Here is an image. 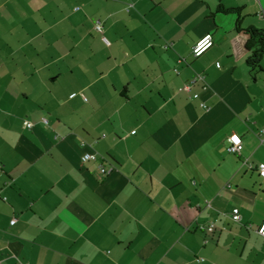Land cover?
I'll return each mask as SVG.
<instances>
[{
  "label": "crops",
  "instance_id": "0c3cea01",
  "mask_svg": "<svg viewBox=\"0 0 264 264\" xmlns=\"http://www.w3.org/2000/svg\"><path fill=\"white\" fill-rule=\"evenodd\" d=\"M104 1L102 35L0 0V264H264V71L216 11L264 30V0Z\"/></svg>",
  "mask_w": 264,
  "mask_h": 264
},
{
  "label": "built area",
  "instance_id": "2783aa9c",
  "mask_svg": "<svg viewBox=\"0 0 264 264\" xmlns=\"http://www.w3.org/2000/svg\"><path fill=\"white\" fill-rule=\"evenodd\" d=\"M102 22L100 20L95 21L94 23V29L98 33H102ZM102 41L104 44L109 45V42L107 41L106 38H102ZM213 38L211 34H206L203 37H201L192 47L191 53L193 57L199 58L201 57L204 53H206L212 46H213ZM203 76H197L194 77L190 80L188 84L185 85L184 90L189 91L193 85L197 83L199 80H203ZM196 98V96H194ZM204 107V106H203ZM44 124H47L46 120L42 121ZM24 126L27 129H31L33 125L31 123L25 122ZM242 150V143L241 139L238 135L233 134L228 138V147L227 151L229 154L239 156ZM81 163L86 164L89 162H95L99 163L98 164V171L102 176H106L111 169L107 168L104 166V161L101 159H98L95 155L91 154H83L80 159ZM257 171L259 176L261 177L262 180H264V164H260L257 166ZM230 220L233 223H239L241 220V215L239 212L238 208H233L231 209L230 212ZM15 223V220L11 221V225ZM214 225L209 224L207 227L203 228V231H205L207 234H212L214 232ZM257 234L261 237L264 238V221H262L261 225L257 229Z\"/></svg>",
  "mask_w": 264,
  "mask_h": 264
},
{
  "label": "trees",
  "instance_id": "16d2710c",
  "mask_svg": "<svg viewBox=\"0 0 264 264\" xmlns=\"http://www.w3.org/2000/svg\"><path fill=\"white\" fill-rule=\"evenodd\" d=\"M217 13L223 15H234L235 31L243 33L246 37L245 50L247 51L246 66L251 72H262L261 60L264 57V30H258L255 28L241 27V18L239 17V9L225 8L222 4H219L216 8Z\"/></svg>",
  "mask_w": 264,
  "mask_h": 264
},
{
  "label": "rangeland",
  "instance_id": "374dc122",
  "mask_svg": "<svg viewBox=\"0 0 264 264\" xmlns=\"http://www.w3.org/2000/svg\"><path fill=\"white\" fill-rule=\"evenodd\" d=\"M125 5L126 7H124V10L125 8H127V6H129V4L126 3ZM74 7L79 8L80 11L73 12ZM69 9L70 11L68 12V14H71V20L74 19L77 25L84 26L86 28H94L95 21L100 20L101 22H103V20L106 18V10H108V7L106 8V3L104 0H71ZM118 9L121 11L123 10V8L119 5Z\"/></svg>",
  "mask_w": 264,
  "mask_h": 264
}]
</instances>
